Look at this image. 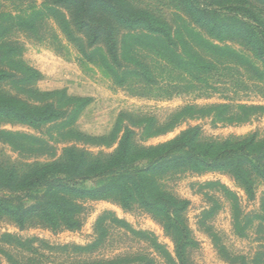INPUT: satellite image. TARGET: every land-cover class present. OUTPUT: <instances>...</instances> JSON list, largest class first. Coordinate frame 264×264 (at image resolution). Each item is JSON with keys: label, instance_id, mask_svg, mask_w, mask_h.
Masks as SVG:
<instances>
[{"label": "rangeland", "instance_id": "1", "mask_svg": "<svg viewBox=\"0 0 264 264\" xmlns=\"http://www.w3.org/2000/svg\"><path fill=\"white\" fill-rule=\"evenodd\" d=\"M48 1L0 0V71L16 78L32 72L27 84L1 82L0 93L36 105L48 100L36 92L58 93L51 99L65 114L35 126L0 120L3 168L26 173L66 148L108 158L127 130L136 149L168 143L189 129L201 145L250 138L264 143V64L246 37L230 33L239 27L236 18L218 20L224 37L218 40L182 0H125L130 12L150 14L169 29L183 63H169L159 45L164 39L155 36L139 38L142 45L129 54L134 43L128 38L149 33L114 23L116 67L101 44L89 46L72 27L69 37L50 14L34 29L28 22L19 26ZM207 1L217 10L228 0ZM229 1L253 9L264 23V0ZM77 100L83 107L70 120ZM251 180L247 192L226 170L175 169L157 176L160 188L185 204L187 264H264V181ZM76 203L78 226L72 229L37 219L20 227L1 214L0 264H178L174 233L140 204L124 207L114 196Z\"/></svg>", "mask_w": 264, "mask_h": 264}, {"label": "trees", "instance_id": "2", "mask_svg": "<svg viewBox=\"0 0 264 264\" xmlns=\"http://www.w3.org/2000/svg\"><path fill=\"white\" fill-rule=\"evenodd\" d=\"M182 2L191 17L210 27V31H216L213 35L218 40L224 39L218 20L236 18L239 27L230 28V33L239 39L246 37L243 39L264 64V23L253 9L229 0L223 6L217 4V10L207 0ZM127 6L125 0H49L40 9L31 10L19 21V26H26L28 22L34 29L39 18L50 14L69 37L68 29L72 27L89 39V46L101 44L110 64L117 67L119 44L115 39L114 23H119L129 29L149 33L131 35L128 39L134 44L128 47V53L142 45L137 41L139 38L149 37L152 40L155 36L164 39L165 42L160 41L159 45L170 54L169 63H183L178 45L171 41L169 29L152 15L130 12ZM261 27L262 30L259 29ZM28 73L32 75L29 70ZM31 75L25 72L24 78H16L13 74L0 71V83L11 79L27 84ZM57 94L36 92L37 96L48 98L41 105H36L0 93V120L30 126L52 123L65 115L58 112L55 102H52L51 98ZM74 102L77 106L70 110V120L83 107L80 101ZM129 134L127 130L118 141L116 153L108 158L93 157L84 151L66 148L60 158L35 163L26 173L19 174L13 168L0 166V215L8 216L20 227L29 220L37 219L52 228L63 226L72 229L78 226L75 220L79 211L77 200L118 197L122 206L137 203L161 219L165 228L176 237L178 264H187L185 251L190 239L181 219L185 204L165 193L157 182V176L175 169L195 172L226 170L247 192L252 191L253 175L264 181V143L258 145L254 139L201 145L196 141V130L189 129L168 143L136 149L131 145Z\"/></svg>", "mask_w": 264, "mask_h": 264}]
</instances>
